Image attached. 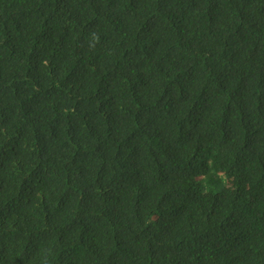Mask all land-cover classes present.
<instances>
[{"label":"trees","instance_id":"trees-1","mask_svg":"<svg viewBox=\"0 0 264 264\" xmlns=\"http://www.w3.org/2000/svg\"><path fill=\"white\" fill-rule=\"evenodd\" d=\"M0 264H264V0H0Z\"/></svg>","mask_w":264,"mask_h":264}]
</instances>
